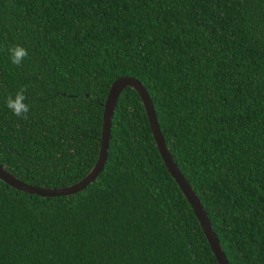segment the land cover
<instances>
[{"label":"trees","instance_id":"obj_1","mask_svg":"<svg viewBox=\"0 0 264 264\" xmlns=\"http://www.w3.org/2000/svg\"><path fill=\"white\" fill-rule=\"evenodd\" d=\"M124 76L147 90L229 264H264V0H0V164L37 187L82 180ZM20 90L23 117L6 107ZM0 264H218L133 88L86 188L41 197L0 179Z\"/></svg>","mask_w":264,"mask_h":264},{"label":"water","instance_id":"obj_2","mask_svg":"<svg viewBox=\"0 0 264 264\" xmlns=\"http://www.w3.org/2000/svg\"><path fill=\"white\" fill-rule=\"evenodd\" d=\"M126 87L133 88L141 98L159 154L169 173L171 174L179 189L192 207L218 264H229L226 255L221 248L219 239L212 229L209 218L198 196L189 185L184 175L181 173L167 148L166 142L159 128L153 102L149 97L147 90L142 85V83L134 77H119L110 86L108 95L104 103L102 132L98 157L92 170L82 180L75 184L61 188L37 187L31 184H27L22 180L16 178L13 174L7 171L2 164H0V179L17 190L23 191L28 194H36L41 197L69 196L86 188L98 177V175L104 168V164L106 162L108 154V144L113 113L115 110L117 99Z\"/></svg>","mask_w":264,"mask_h":264},{"label":"clouds","instance_id":"obj_3","mask_svg":"<svg viewBox=\"0 0 264 264\" xmlns=\"http://www.w3.org/2000/svg\"><path fill=\"white\" fill-rule=\"evenodd\" d=\"M9 53L11 63L17 66L21 65L28 56V50L19 45L9 48ZM6 107L17 117H23L30 111L27 97L24 95L23 90L18 91L14 96H9L6 99Z\"/></svg>","mask_w":264,"mask_h":264}]
</instances>
